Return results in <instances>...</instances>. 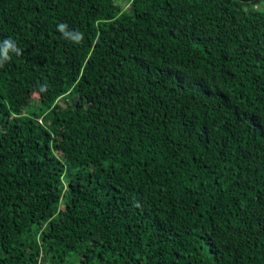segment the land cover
<instances>
[{
    "label": "trees",
    "instance_id": "trees-1",
    "mask_svg": "<svg viewBox=\"0 0 264 264\" xmlns=\"http://www.w3.org/2000/svg\"><path fill=\"white\" fill-rule=\"evenodd\" d=\"M258 1L0 0V264H264Z\"/></svg>",
    "mask_w": 264,
    "mask_h": 264
},
{
    "label": "rangeland",
    "instance_id": "rangeland-1",
    "mask_svg": "<svg viewBox=\"0 0 264 264\" xmlns=\"http://www.w3.org/2000/svg\"><path fill=\"white\" fill-rule=\"evenodd\" d=\"M254 6V7H262L264 4H263V2H262V0H259L257 3H255V2H252V3H250L249 4V6ZM125 6L127 7L128 5H127V3L125 4ZM125 7V8H126Z\"/></svg>",
    "mask_w": 264,
    "mask_h": 264
}]
</instances>
